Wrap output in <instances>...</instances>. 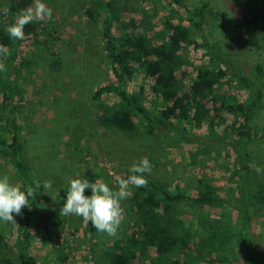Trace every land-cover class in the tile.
<instances>
[{
    "label": "rangeland",
    "instance_id": "374dc122",
    "mask_svg": "<svg viewBox=\"0 0 264 264\" xmlns=\"http://www.w3.org/2000/svg\"><path fill=\"white\" fill-rule=\"evenodd\" d=\"M11 0H0L7 7ZM53 10L46 21H33L37 36L21 40L20 53L28 65L15 75L17 101L21 105L20 136L25 144L26 157L34 173L44 182L51 180L52 189L44 190L33 213L31 254L38 264H93L103 259L106 252L132 233L138 223L136 213L129 205L133 195L122 201V222L116 236L90 232L83 218L59 215L66 199L69 181L85 178L89 182L102 180L113 190L117 177L124 176L131 165L147 157L152 165L148 181L168 186L179 184L182 191L196 195V188L208 179L217 188L221 198H232V177L235 161L228 153L214 149L204 152L194 146L175 142V137L163 130L147 134L140 118L134 117V133H123L102 124L100 116L119 108L114 93H96L105 86L115 85L111 68L100 41L101 28L85 16V11L101 13L106 4L115 8L112 30L119 34L122 24L133 23L138 31L153 42L165 40L167 23L179 24L190 30V41L199 40L187 21L183 8L171 0H42ZM194 9L205 7L206 35L223 53L232 57L238 68L249 74L253 65L262 61V43L249 40L242 28L237 4L246 6L254 0H181ZM34 5L30 0L29 6ZM244 6V7H245ZM17 17V16H16ZM16 17L9 16L12 25ZM178 76L190 81L198 68L214 69L202 49L183 44L178 53ZM147 81L142 75L127 81L121 87L129 93H138ZM222 91L243 97L236 87L225 83ZM1 95V88H0ZM146 107L154 114L162 107L160 100L147 95ZM257 138L249 148L253 176L264 181V95L253 117ZM259 166L262 171L257 173ZM7 175L10 183L21 189L15 170L0 161V177ZM46 191V194H44ZM91 195V190L85 193ZM231 194V195H230ZM186 224L193 228L198 240L208 237L209 224L217 222L214 248L203 252L206 259L217 264L237 263L242 249L238 241L236 214L226 207H192L187 203L177 206ZM16 224L0 221V234L14 241ZM57 230L60 244L52 242L48 233ZM252 238L264 257V203L253 211ZM142 264V263H141Z\"/></svg>",
    "mask_w": 264,
    "mask_h": 264
},
{
    "label": "trees",
    "instance_id": "16d2710c",
    "mask_svg": "<svg viewBox=\"0 0 264 264\" xmlns=\"http://www.w3.org/2000/svg\"><path fill=\"white\" fill-rule=\"evenodd\" d=\"M183 8L187 21L199 40L190 41V30L179 24L167 23L165 40L153 42L138 31L133 23L122 24L115 35L112 4H106L101 13L85 11V16L101 28L100 41L109 61L115 85L103 87L101 92L114 93L119 108L100 116L99 121L123 133H134L140 118L147 134L163 130L175 137V142L194 146L204 152L220 150L231 155L235 161L232 177V198L220 197L217 188L204 179L196 188V195L185 194L179 184L148 181L147 187L136 188L129 200L138 223L130 235L117 241L103 259H93V264H217L206 259L217 237V222L209 224L212 233L198 240L195 230L182 218L177 206L187 203L192 207L221 208L226 206L236 214L238 241L242 249L240 260L230 264H264V257L252 238L253 211L264 203V181L253 176L250 146L257 138L253 117L264 95V57L253 65L249 74L240 70L226 53L221 52L207 37L206 24L209 11L205 7L191 9L181 0H171ZM30 0H11L7 7L0 4V44L9 49L4 60L7 72H0V161L7 162L17 173L21 190L34 186L33 181H43L34 173L27 157L25 144L20 136L19 117L21 105L14 76L26 69L28 62L20 53L21 40L9 37V16L16 17L27 9ZM241 26L249 40L262 43L264 50V0L254 4H237ZM38 27L29 23L25 36H37ZM183 44L202 49L214 69L198 68L195 76L184 82L178 76V53ZM2 59V58H0ZM142 75L147 81L138 93H129L121 86ZM225 83L244 93L238 98L222 91ZM153 96L162 103L154 114L145 105L146 96ZM130 171L124 176L132 175ZM44 189L37 190L35 198L29 199L30 208L22 209L16 226L14 241L0 234V264H38L31 254L33 213ZM231 195V194H230ZM90 232L96 229L87 222ZM52 242L60 244L57 230L48 233Z\"/></svg>",
    "mask_w": 264,
    "mask_h": 264
},
{
    "label": "clouds",
    "instance_id": "9594fccd",
    "mask_svg": "<svg viewBox=\"0 0 264 264\" xmlns=\"http://www.w3.org/2000/svg\"><path fill=\"white\" fill-rule=\"evenodd\" d=\"M53 10L42 0H34V5L23 10L15 22L7 29L8 35L13 40L24 39V28L33 21L51 20ZM10 55L9 49L0 44V72H7L4 60ZM129 171L132 175L117 177V189L113 190L102 180L89 182L83 178L71 179L66 192V199L60 209L59 215L77 216L84 222H90L97 232L106 233L108 236H116L122 222L124 209L121 202L130 198L132 187H147L148 180L145 173L150 174L152 165L147 157H142L139 162L131 165ZM257 173L262 169L257 166ZM34 186L22 191L18 186L10 183L9 177H0V221L7 224H16L15 216L22 214V209L30 208L29 199L35 198L37 190L52 189L53 182L45 180L43 185L39 180L33 181ZM90 189L91 195H85V190ZM46 194V191L45 193Z\"/></svg>",
    "mask_w": 264,
    "mask_h": 264
}]
</instances>
